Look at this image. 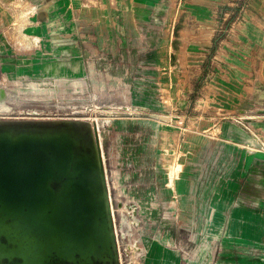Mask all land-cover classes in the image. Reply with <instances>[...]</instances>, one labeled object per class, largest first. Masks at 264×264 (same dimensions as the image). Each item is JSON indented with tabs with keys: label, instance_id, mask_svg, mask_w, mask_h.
<instances>
[{
	"label": "rangeland",
	"instance_id": "1",
	"mask_svg": "<svg viewBox=\"0 0 264 264\" xmlns=\"http://www.w3.org/2000/svg\"><path fill=\"white\" fill-rule=\"evenodd\" d=\"M26 6L24 0H0V132L71 131L97 165L93 173L107 206L100 221H108L112 237L107 260L86 261L49 250L31 230L34 253L41 257L31 264H150L151 241L168 235L159 227L163 219H187L190 206L180 191L193 185L208 191L210 217L195 253L186 257L193 264H230L220 255L228 243L215 242L222 232L219 201L248 168L231 159L246 161L249 148L264 157V0H128V50L109 55L116 57L113 69L111 61L86 53L83 73L65 70L76 58L74 48L72 54L51 53L44 30L27 32L21 20ZM68 79L87 85L58 87L57 80ZM32 83L47 91L36 94ZM38 156L54 160L56 154L47 149ZM71 177L54 179L52 187L58 190ZM263 180L247 175L240 191H248L238 207H249L246 195ZM126 205L138 206L139 224ZM5 221L0 264H30L15 253L23 232L10 231L12 217ZM7 251L13 253L2 254Z\"/></svg>",
	"mask_w": 264,
	"mask_h": 264
},
{
	"label": "bare ground",
	"instance_id": "2",
	"mask_svg": "<svg viewBox=\"0 0 264 264\" xmlns=\"http://www.w3.org/2000/svg\"><path fill=\"white\" fill-rule=\"evenodd\" d=\"M57 85L77 90L84 88L87 82L84 79L57 80ZM30 90L36 94L47 91L35 83L30 85ZM78 143L69 130L45 135L0 132V212L4 216L0 228L6 227L8 216L13 218L14 227H9L10 231L23 232L16 241L15 253L23 255L26 263L41 260L34 253L31 230L40 233L49 250L54 248L68 259L80 256L86 261H93V257L107 260L112 252L108 221H100L107 206L100 192V178L93 173L97 165H93L95 161L88 153L80 151ZM47 149L56 154L54 160H42L38 156ZM67 174L72 175V181L55 190L52 181ZM126 208L128 217L139 224L138 206L126 205ZM123 220L124 224L129 223L125 215Z\"/></svg>",
	"mask_w": 264,
	"mask_h": 264
},
{
	"label": "crops",
	"instance_id": "3",
	"mask_svg": "<svg viewBox=\"0 0 264 264\" xmlns=\"http://www.w3.org/2000/svg\"><path fill=\"white\" fill-rule=\"evenodd\" d=\"M24 2L27 6L21 20L25 22L27 32L36 34L44 30L51 53L72 54L70 49L74 48L73 54L76 58L72 59L73 63L65 64V70L68 72L83 73L87 66L84 60H88L85 58L86 53L111 61L109 68L113 69L116 57L113 56L111 60L109 55L122 54L129 48L123 40L131 33L129 25L124 24L128 0H24ZM12 17L19 20V14H12ZM137 32L141 35L140 30ZM98 63L100 64L99 60ZM235 146L237 149V145ZM250 149V156H247L246 161L241 158L231 159L234 166L247 165L248 168L245 178L241 179L240 183H235L234 191L229 182L231 188L224 190L219 201L222 212L218 221L222 232L220 239L215 242L223 240L225 247L228 243L223 254L220 252L219 254L225 256V261L230 264H264V182H256L257 190L246 195L250 201L245 200V203L249 207H238L239 198L243 199L242 193L248 191H240L247 175L254 173L257 177L264 178V157ZM180 192L181 197H185L186 206H190L186 209L188 217L185 220L180 216L170 220L163 219V225L159 227L167 231L168 235L159 233L162 241H151L155 249L148 258L150 264H181L183 257L196 250L200 231L209 227L208 191L196 189L193 185L188 191ZM239 247L241 249L245 247L247 252L241 254ZM259 249L262 250L261 253H258Z\"/></svg>",
	"mask_w": 264,
	"mask_h": 264
},
{
	"label": "built area",
	"instance_id": "4",
	"mask_svg": "<svg viewBox=\"0 0 264 264\" xmlns=\"http://www.w3.org/2000/svg\"><path fill=\"white\" fill-rule=\"evenodd\" d=\"M181 264H193V263L191 262L189 258L183 257V259L181 260Z\"/></svg>",
	"mask_w": 264,
	"mask_h": 264
}]
</instances>
